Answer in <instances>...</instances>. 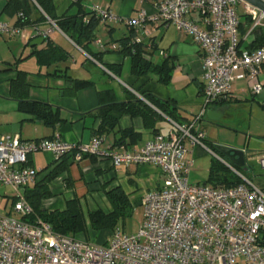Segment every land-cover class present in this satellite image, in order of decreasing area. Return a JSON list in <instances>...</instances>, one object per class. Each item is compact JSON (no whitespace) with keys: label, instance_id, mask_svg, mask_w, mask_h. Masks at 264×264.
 <instances>
[{"label":"built area","instance_id":"built-area-1","mask_svg":"<svg viewBox=\"0 0 264 264\" xmlns=\"http://www.w3.org/2000/svg\"><path fill=\"white\" fill-rule=\"evenodd\" d=\"M88 11L85 21L96 16L133 28L137 43L151 38L150 23L171 24L191 35L203 64V109L187 122L172 120L168 133L159 132L133 149L121 145L103 150L105 135H94L87 143L65 141L58 134L30 140L19 134L0 135V185L11 187L14 196L13 213H0V264H264V187L233 167L243 179L236 186L192 183L195 161L187 146L188 141L210 149L200 121L208 105L229 95L236 80H247L255 94L263 90L259 75L264 44L249 49L240 43L264 27V11L246 0H162L154 15L142 11L129 17L96 3ZM242 15L251 18L243 37ZM48 21L49 27L35 28L44 39L56 29L61 31L54 20ZM26 28L0 21L1 35L19 36ZM95 43L105 48L102 39ZM118 47L117 43L110 45ZM39 151L51 152L57 160L70 156L73 162L87 156L108 157L116 168L155 165L165 178L161 187L145 193L138 232L122 233L115 228L106 243L93 242L60 233L38 215L30 220L35 212L25 191L39 173L29 156ZM257 160L264 168V153Z\"/></svg>","mask_w":264,"mask_h":264},{"label":"crops","instance_id":"crops-1","mask_svg":"<svg viewBox=\"0 0 264 264\" xmlns=\"http://www.w3.org/2000/svg\"><path fill=\"white\" fill-rule=\"evenodd\" d=\"M73 1L56 0L57 14L62 15L65 12L74 14L77 11V6L75 5L76 8L74 9ZM160 1L162 0H117L116 5H114L112 0L107 5L114 14L129 17L136 16L142 11H145L147 15H154ZM93 3L99 4L100 2H86L84 5L86 10ZM39 18L40 14L35 11L33 19ZM17 19L18 11L16 7L10 4L9 0H0V21L16 24ZM101 24H104L108 32L106 35L108 39L102 40L105 48L101 49L96 45L95 40L89 45L94 52L105 51L101 55V61L92 58L62 30L56 29L51 33L50 40L70 53L71 51L59 42L58 37L65 36L80 50V55L75 54L73 56L71 53L70 58L72 57L73 63L70 66H65V68L63 62L51 67L42 66L35 54L36 50L47 47L46 41L32 44L35 39L40 37L35 33V28L49 27L48 20L38 21L36 25L28 26L19 36L0 34V135L19 134L22 139L30 140L52 138L58 134L65 141L87 143L95 135L94 131L99 124V118L96 117L99 107L114 101H128L137 97L145 99L144 93H152L160 98L174 101L183 110V115L189 117V119H193L202 111L204 106L203 64L199 47L191 35L179 32L171 24L168 25L163 22L150 23L153 27L151 35L153 44L150 49L153 61L161 63L167 57H172L175 60L176 67L173 71L172 80L168 84H163L153 75L135 76L131 74L130 57L107 50L111 49L110 45L113 43V39L128 34L129 28L126 25L103 21ZM262 28L264 29V27ZM118 31L123 32V34L121 37L116 38ZM253 37L252 35L248 39L243 38L244 43L242 46L247 47ZM96 38L99 39L97 36ZM149 40V37H145V41ZM107 66H116L120 71L114 73ZM64 69L68 74L73 72L71 74L73 77L92 80L94 84L74 90L73 85L69 84L65 77L60 76L64 74ZM92 69L95 70L97 76L95 79L92 78ZM17 71L25 72L24 81L27 86L25 89H19L16 94H13L12 81L17 77ZM79 75H83L84 78L78 77ZM259 80L263 83V90L259 94L252 91L247 80H236L228 96L208 105L203 119L200 121L201 128L203 129V124L207 120L218 123L219 119L225 116L233 105H243L244 107L250 105V109H253L254 105L263 106L264 65L261 68ZM19 98L49 103L53 108L59 110L63 120L54 126H49L38 119L32 120L30 114L21 112L18 109ZM221 107L226 108L219 113ZM208 111H211L213 115H218V119L210 120ZM115 115L119 116L118 126L105 135L106 139L102 144L103 150L119 147L120 145L116 144V140L121 136L120 130L127 127H133L142 134L141 139L136 143L129 144V140H126L127 147L130 149L140 147L155 135L152 129L145 127L141 117H132L128 114L119 115L117 113ZM165 122H169L170 127L165 126ZM157 126L160 129L159 132L168 133L173 128L172 119L163 115L157 121ZM203 131L205 132L204 129ZM253 133L264 138V131ZM212 143L221 147H230L220 145L214 141ZM249 143H252L251 139ZM252 145L255 149V156L252 157L256 159L264 153V140L255 141ZM188 148L193 158L195 154L203 152L202 147L192 146L191 144ZM238 149L243 150L246 157V163L242 166V170L254 184L264 187V168L261 167L262 172H255L252 169L253 162L258 160L253 158L249 160V151L245 148L238 147ZM219 154L222 161L229 165L234 164L223 154ZM29 161L31 166L37 169L39 173L36 182L31 186L43 181L47 174L61 162L67 165V169L61 171L49 183L51 196L41 201L40 208L47 211L64 209L68 200L72 198L80 200L86 213L99 208L104 210L113 209L107 191L117 186H121L129 195L133 207L136 205L143 206L142 200L145 193L161 187L165 178L163 170L158 166L140 164L116 168L108 157L87 156L79 162H73L70 156L57 160L53 153L45 152L31 154ZM12 197L14 199L13 194ZM12 213V209L6 212V214ZM91 231L94 230H90L87 234L88 240L91 239ZM103 231L107 233L106 238H108L111 232L109 230Z\"/></svg>","mask_w":264,"mask_h":264},{"label":"trees","instance_id":"trees-1","mask_svg":"<svg viewBox=\"0 0 264 264\" xmlns=\"http://www.w3.org/2000/svg\"><path fill=\"white\" fill-rule=\"evenodd\" d=\"M13 4L18 14L16 24L22 27L34 26L38 21H47L48 18L54 20L58 27L73 40V42L85 50L92 58L101 61V55L105 52H94L90 49L91 42L96 40V29L102 22L100 18L91 16L88 21L85 17L89 11L84 7V0H74L73 5L77 6V11L74 14L68 12L62 15L57 14L56 0H9ZM43 11H42V10ZM37 11L40 14L39 19H33V13ZM251 25V18L247 15L241 16L240 32L242 37L246 34ZM129 28L128 34L125 36L113 39V43H117V49H107L108 51L118 52L122 56H128L131 60L130 72L135 76L153 75L157 77L160 83L168 84L173 77V71L176 67L175 60L172 57L165 58L161 63H156L152 59L153 42L148 45L149 41L137 43L134 41L135 30ZM253 40L247 45L249 49H255L264 44V29L256 28L253 32ZM47 42V47L41 50H36L35 54L42 66L51 67L53 65L66 62L71 53L63 47L53 43L50 38L44 39ZM244 41L241 39V46ZM114 73L120 71L116 66H107ZM64 74L60 75L66 78L69 84L73 85L74 90L88 87L94 84L92 80L79 79L68 74L63 70ZM17 77L12 81L13 94H16L19 89H25L27 84L24 81L25 72L17 71ZM145 99L137 97L128 101H114L102 105L97 110L96 117L99 118V124L96 127L95 135H107L119 123V115L128 114L132 117H141L145 127L152 129V132L159 133L157 121L166 115L178 123L187 122L191 119L183 115L181 107L174 101L160 98L152 93H144ZM18 109L21 112L30 114L32 120H41L49 126H54L61 122L63 118L60 116L58 109L53 108L49 103L41 101L26 100L19 98ZM121 136L116 140V144L128 146L129 144L138 142L142 134L136 131L133 127H127L120 130ZM207 146L219 154L221 146L215 145L206 139ZM220 155V154H219ZM96 157V156H93ZM244 176L249 178L240 167L235 164L229 166L226 162L219 158H213L207 179L203 183L213 186H236L243 182V179L234 169ZM67 169V165L61 162L54 167L41 182L26 189L25 195L34 208L35 214L30 216V220L34 219L35 215L42 217L45 221L52 224L53 228L63 234L77 236L80 234H88L90 230L113 231L121 217L130 214L133 210V204L129 195L121 186H117L107 191L108 198L113 205V209L108 211L104 209L90 210L87 213L78 198L68 200L64 209H56L52 211L43 210L40 208L41 201L44 198L51 196L49 183L61 172ZM250 179V178H249ZM251 180V179H250ZM106 243V240L104 241Z\"/></svg>","mask_w":264,"mask_h":264},{"label":"rangeland","instance_id":"rangeland-1","mask_svg":"<svg viewBox=\"0 0 264 264\" xmlns=\"http://www.w3.org/2000/svg\"><path fill=\"white\" fill-rule=\"evenodd\" d=\"M97 1L100 2L103 6L107 5L112 0H84V5L86 2ZM107 2V3H106ZM104 3V4H103ZM117 0H113L114 5H116ZM74 9L76 6H73ZM242 11V8H240ZM119 30V29H118ZM59 33V32H58ZM107 30L105 29L104 24H99L96 29L97 37L102 40H107ZM123 32L118 31L116 34V38L121 37ZM59 42L63 44L68 50L71 51L73 56L75 54L80 55V50L71 43L65 36L58 37ZM72 57L64 62L65 66H70L72 64ZM92 68V67H90ZM93 70V69H92ZM73 72H70L72 74ZM95 70H93L92 78L95 79L97 76L95 75ZM78 77L84 78L83 75H79ZM97 80V79H96ZM107 80V79H106ZM165 126L170 127L169 122H165ZM251 126V131H250ZM167 128V127H166ZM203 129L207 135V140L214 141L220 145L236 147V148H245L249 151L248 158L254 160L255 157V149L252 144L255 141L264 140L262 136H257L253 132H263L264 131V105L256 106L254 105L253 109H250V105H233L228 111L227 114L219 119L218 123H213L210 121H205L203 124ZM251 139L252 143H249ZM255 140V141H254ZM188 143V141H187ZM189 146V143L187 144ZM200 147V146H198ZM203 149V152L200 154H195V165L194 169L190 174V181L192 183L203 182V180L207 179L209 170L211 167V163L213 158H219L220 156L212 151L211 149ZM37 153H45L42 151L35 152ZM220 153V152H219ZM252 169L255 172H262L261 166L258 161L253 162ZM13 190L9 186L0 185V213L6 214L10 209L13 208L14 199L12 197ZM106 211L110 209H105ZM144 218V207L141 205H136L130 214H127L118 221L116 228H120L123 233H136L139 230V227ZM107 233L104 231H91L89 240L93 242H100L106 238ZM80 238H84L88 240L87 234L78 235ZM104 238V239H103Z\"/></svg>","mask_w":264,"mask_h":264},{"label":"water","instance_id":"water-1","mask_svg":"<svg viewBox=\"0 0 264 264\" xmlns=\"http://www.w3.org/2000/svg\"><path fill=\"white\" fill-rule=\"evenodd\" d=\"M246 1L250 2L254 6L264 11V0H246ZM42 42H44V38L38 37L37 39H35V41L32 44H39ZM224 108L226 107H221L218 112L220 113L221 111L224 110ZM208 116L210 120L218 119V115H213L211 111H208ZM219 152L223 154L225 157H227L228 159H230L235 165L242 167L246 163L245 153L241 149L233 148V147H220Z\"/></svg>","mask_w":264,"mask_h":264}]
</instances>
